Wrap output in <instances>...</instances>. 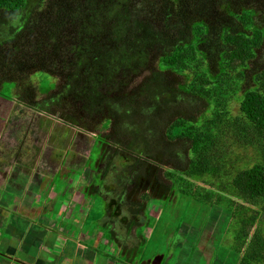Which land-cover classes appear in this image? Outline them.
<instances>
[{
    "label": "trees",
    "instance_id": "1",
    "mask_svg": "<svg viewBox=\"0 0 264 264\" xmlns=\"http://www.w3.org/2000/svg\"><path fill=\"white\" fill-rule=\"evenodd\" d=\"M39 1L40 10L45 0ZM30 6L31 0H0V47L11 45L27 30L30 35L40 30L43 38L33 52L44 53L51 61L63 58L62 66L69 71L66 85L50 95L47 105L69 100L79 107V115L62 116L72 126L106 117L111 134L97 137L100 158L102 146L112 143L122 153L136 156L137 162L152 161L158 178L163 170L169 179L175 173L193 180L211 176L217 192L212 190L208 197L215 192L225 196L218 201L230 202L236 196L253 205L264 203V160L231 178L222 171L224 158L217 156L214 165L209 147V140L215 141L210 132L218 127L214 116H221L225 97L233 94L245 122L239 136L248 126L264 138V0H54L50 13L35 20L37 9L28 10ZM20 22L22 27L16 28ZM73 31L67 45L65 34ZM155 58L159 70L134 93L118 95L120 78L143 74ZM168 72L186 77V82L177 83ZM9 83L16 86L5 82ZM46 85L48 90L55 86ZM0 94L4 96L3 89ZM186 98L192 101V110L180 108ZM204 101L206 106H201ZM38 107L52 113L42 104ZM225 177L230 191L217 182ZM247 209L236 227L238 244L247 228L259 221L260 212ZM262 210L264 215V205ZM239 215L237 208L236 220ZM105 225L111 228L113 223ZM111 233L110 242L115 236L114 230ZM262 235L257 230L259 245L244 257L245 264L248 257L250 264L264 259L256 253L264 245Z\"/></svg>",
    "mask_w": 264,
    "mask_h": 264
},
{
    "label": "rangeland",
    "instance_id": "2",
    "mask_svg": "<svg viewBox=\"0 0 264 264\" xmlns=\"http://www.w3.org/2000/svg\"><path fill=\"white\" fill-rule=\"evenodd\" d=\"M53 1L45 0L39 10L40 1L31 0L28 10L32 7L37 9L33 20L42 13H50ZM21 27V22L17 23L16 28ZM2 33L7 34L6 28ZM69 33L65 34L67 45L71 44V34H75L74 31ZM22 35L11 45L0 47V90L3 89L4 94H0V171L29 173L27 185L46 188L50 193L49 199L54 202L53 205L56 204L54 211L48 215L53 213L58 222L63 214H67L71 236L85 232L91 240L89 237L97 232L95 239L102 250L110 245L114 253L117 247L109 239L111 230H114L120 237L118 260L122 264L127 261L123 254L131 250V264H245L244 257L259 245V238L254 237L257 230L264 236V203L253 205L236 196L230 197V202L218 201L225 196H219L214 191L213 197L207 196L216 190L211 176L207 180H193L189 175L175 173L169 179L165 177L166 170L159 178L169 188L172 184L174 188L162 198L163 195H157L147 182L150 180L152 183L155 179L149 172L151 164L155 166L152 161L137 162L136 156L122 153L107 142L102 146V157L99 159L97 137L111 134L105 122L107 118L87 120L79 126H72L62 116L79 115V107L69 100L65 104L47 105L50 95L66 85L69 71L62 66L63 58L51 61L44 53L33 52L42 37L40 30L31 35L27 30ZM158 63L157 58L152 59L143 74L121 77L118 95L134 93L146 78L159 70ZM40 71L49 74L50 78H43ZM168 76L179 84L186 82L184 76L179 78L169 72ZM41 81L45 84L42 89L39 87ZM5 82H15L16 86ZM52 83L55 86L48 90L49 85L46 84ZM225 98L227 106L222 105L221 116H214L217 130L210 132L215 141L208 142L214 165L218 164L217 156L224 158L225 162L220 164L222 171L234 178L239 171L264 160V138L248 126L242 137L239 136V127L245 124L240 119V105L235 94ZM188 99L179 104L183 111L191 109L189 103L192 101ZM39 104L52 113L41 111ZM199 104L206 106L207 102ZM21 142L25 146L22 147ZM35 146L39 149L36 150ZM26 168L33 172H28ZM154 172L157 174L158 170ZM134 173L140 185L135 192ZM22 180H25L23 175ZM217 182L230 191L226 177L224 181L217 179ZM192 183L193 186L188 185ZM247 207L260 212L259 221L247 228V235L242 234L238 244L235 231L238 221L249 212ZM237 208L241 215L236 220ZM128 220L135 221L129 226ZM109 221L113 223L111 228L105 225ZM99 231L103 232V242ZM256 253L258 257L264 255V245ZM246 263L250 264L249 257ZM253 264H264V259L261 263L260 259H256Z\"/></svg>",
    "mask_w": 264,
    "mask_h": 264
},
{
    "label": "crops",
    "instance_id": "3",
    "mask_svg": "<svg viewBox=\"0 0 264 264\" xmlns=\"http://www.w3.org/2000/svg\"><path fill=\"white\" fill-rule=\"evenodd\" d=\"M27 174L0 171V264H122L119 235L111 242L117 247L114 253L110 245L102 250L96 230L91 240L85 232L71 236L69 216L63 214L56 222L53 213L48 215L56 204L46 188L27 185ZM102 233L98 235L103 242ZM128 252L123 264H131L133 250Z\"/></svg>",
    "mask_w": 264,
    "mask_h": 264
},
{
    "label": "flooded vegetation",
    "instance_id": "4",
    "mask_svg": "<svg viewBox=\"0 0 264 264\" xmlns=\"http://www.w3.org/2000/svg\"><path fill=\"white\" fill-rule=\"evenodd\" d=\"M99 159H100V157H99ZM153 168H154V171H157V168H156V166H151L150 167V170H149V172H152L151 174H153V176L155 177V179H154V182H152V183H150V180H148L147 182H149L148 184H151L152 185V189H154V191H155V193H157V195H163V197L162 198H165L166 196H167V194H168V191L170 190V188L166 185V183L165 182H163L162 180H161V178H158L156 175L157 174H155V172L153 171ZM159 172V171H158ZM135 176H136V173H134V182H135V190H134V192L136 191V190H138V186H140L139 184H138V182L136 181V179H138V178H135ZM137 182V183H136ZM139 209V208H138ZM109 211V210H108ZM135 211H138V210H135ZM133 221H135V220H133ZM128 222L130 223L131 222V220H128Z\"/></svg>",
    "mask_w": 264,
    "mask_h": 264
}]
</instances>
